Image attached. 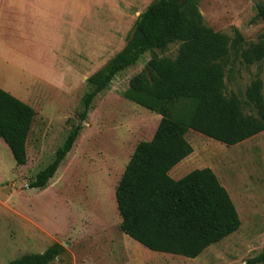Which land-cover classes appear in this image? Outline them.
<instances>
[{"label":"rangeland","instance_id":"obj_1","mask_svg":"<svg viewBox=\"0 0 264 264\" xmlns=\"http://www.w3.org/2000/svg\"><path fill=\"white\" fill-rule=\"evenodd\" d=\"M186 1L195 4L206 27L231 41L240 38L241 48L264 42V22L255 10L264 0L180 2ZM73 2L74 19L86 0ZM152 2L90 0L89 13L84 8L86 17L74 23L66 18V22H53L50 49L43 46L40 34L7 38L16 52L0 63V86L19 93L35 117L24 166L15 165L0 140V264L24 254L43 253L53 244L64 251L49 264H244L264 249V133L226 147L189 131L185 139L192 153L170 173L178 179L183 172L211 169L238 214L236 232L196 259L130 247L131 241L120 232L115 187L137 144L151 140L160 121V116L122 94L153 55L174 59L178 43L144 54L117 75L108 90L93 100L70 152L46 187H27L51 163L76 125L80 100L88 91L86 80L121 51L135 19ZM59 32L64 36L56 42ZM256 78H264V61L246 66L231 49L225 62L226 94L243 101L246 87Z\"/></svg>","mask_w":264,"mask_h":264},{"label":"trees","instance_id":"obj_2","mask_svg":"<svg viewBox=\"0 0 264 264\" xmlns=\"http://www.w3.org/2000/svg\"><path fill=\"white\" fill-rule=\"evenodd\" d=\"M153 0L135 19L124 47L86 83L76 125L56 150L53 160L28 184L44 189L70 152L93 100L113 79L146 53L178 43L174 59L153 57L129 80L122 96L160 116L151 140L135 147L115 187L120 232L154 253L196 259L207 248L236 232L240 220L225 188L209 168L195 169L178 180L169 171L192 153L189 131L226 147L264 132V78L246 87L242 101L225 92V62L231 49L248 66L264 61V42L241 48L206 27L195 4ZM256 17L264 22V4ZM240 49V50H239ZM248 111V112H246ZM35 111L0 88V140L16 166L26 164V142ZM53 244L43 253L24 254L7 264H49L63 253ZM244 264H264V249Z\"/></svg>","mask_w":264,"mask_h":264},{"label":"crops","instance_id":"obj_3","mask_svg":"<svg viewBox=\"0 0 264 264\" xmlns=\"http://www.w3.org/2000/svg\"><path fill=\"white\" fill-rule=\"evenodd\" d=\"M73 6V0H0V63L4 64L10 57L12 51L15 50L16 52L14 43L7 40L10 36L11 38L19 39L27 38L29 34L30 38L40 34L43 46H45L46 49H50L52 44L51 40L53 39H51V33L54 31L53 22H55V20H60V22L65 21L64 18L70 20L71 23L79 21L80 17L83 18V16L86 15L84 8H87L89 13V7L91 5L90 0H86V2L82 3V9L78 15L79 17L75 16L74 19ZM16 35L18 37H14ZM63 36L64 34L61 32H59L58 35L55 34V41H62ZM57 37H59V39ZM44 39L46 40L45 43L43 42ZM0 88L4 91L8 90L5 87L0 86ZM6 92L11 94L10 92L14 91L9 90ZM14 97L29 105L19 93ZM3 145L6 146L5 143ZM173 169L174 168L169 171V177L174 180L180 179V176L178 179L171 176L170 173ZM185 173L186 172L181 173V176L183 177Z\"/></svg>","mask_w":264,"mask_h":264},{"label":"bare ground","instance_id":"obj_4","mask_svg":"<svg viewBox=\"0 0 264 264\" xmlns=\"http://www.w3.org/2000/svg\"><path fill=\"white\" fill-rule=\"evenodd\" d=\"M127 239H129L128 237H126ZM131 241V243H129V246H136L138 249L143 250L136 242H134L133 240L129 239ZM145 252L151 253L150 251L147 250H143ZM153 254V253H152Z\"/></svg>","mask_w":264,"mask_h":264}]
</instances>
